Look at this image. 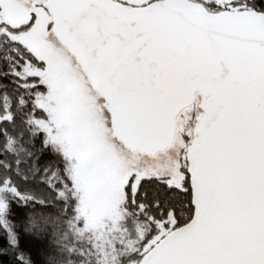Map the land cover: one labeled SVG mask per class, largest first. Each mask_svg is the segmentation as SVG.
<instances>
[{
  "label": "snow or ice",
  "instance_id": "obj_1",
  "mask_svg": "<svg viewBox=\"0 0 264 264\" xmlns=\"http://www.w3.org/2000/svg\"><path fill=\"white\" fill-rule=\"evenodd\" d=\"M0 264H264V0H0Z\"/></svg>",
  "mask_w": 264,
  "mask_h": 264
}]
</instances>
